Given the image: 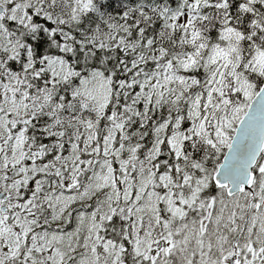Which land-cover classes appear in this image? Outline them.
<instances>
[{
  "label": "snow or ice",
  "instance_id": "obj_1",
  "mask_svg": "<svg viewBox=\"0 0 264 264\" xmlns=\"http://www.w3.org/2000/svg\"><path fill=\"white\" fill-rule=\"evenodd\" d=\"M0 264H264V0H0Z\"/></svg>",
  "mask_w": 264,
  "mask_h": 264
}]
</instances>
